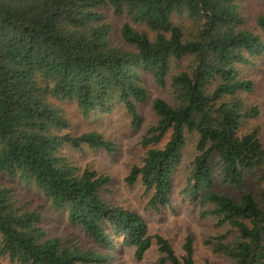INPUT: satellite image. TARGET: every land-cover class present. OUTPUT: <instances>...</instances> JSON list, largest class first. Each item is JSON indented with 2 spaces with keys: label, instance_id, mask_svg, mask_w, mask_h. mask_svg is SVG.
<instances>
[{
  "label": "trees",
  "instance_id": "trees-1",
  "mask_svg": "<svg viewBox=\"0 0 264 264\" xmlns=\"http://www.w3.org/2000/svg\"><path fill=\"white\" fill-rule=\"evenodd\" d=\"M239 2L0 0V171L38 187L100 247L49 237L42 213L0 186L1 257L12 264H111L123 246L142 261L156 239L161 264H195L192 237L179 257L167 239L149 234L142 215L103 197L110 176L81 172L63 154L66 146L117 148L95 131L66 132L70 123L51 98L75 101L86 116L122 103L140 128L139 105L151 99L147 73L171 101L152 100L157 121L142 138L146 153L127 183L140 180L152 192L153 209L169 206L174 171L195 136L197 153L182 193L198 201L201 217L229 227L205 243L232 264H264V142L252 125L261 110L242 95L253 88L242 67L264 55V40L247 27ZM109 13L130 21L117 31ZM257 24L264 33V13ZM215 171L222 184L239 189L246 173L262 172L259 197L244 192L235 199L215 190Z\"/></svg>",
  "mask_w": 264,
  "mask_h": 264
},
{
  "label": "rangeland",
  "instance_id": "rangeland-1",
  "mask_svg": "<svg viewBox=\"0 0 264 264\" xmlns=\"http://www.w3.org/2000/svg\"><path fill=\"white\" fill-rule=\"evenodd\" d=\"M239 4L246 17L247 27L255 30L264 40V33L257 24L258 16L264 13V0H240ZM109 17L117 31L125 22L130 21L127 15L115 16L109 13ZM136 27L143 28L139 25ZM182 64L185 65L186 61ZM142 77L151 99L148 103L139 105V111L143 117V124L140 128L133 127L132 118L122 103H116L111 113L96 109L86 116L75 101L51 98V102L61 109L62 114L70 123L66 132L79 135L95 131L113 141L117 148L116 152L109 153L103 149H92L88 146L80 150L66 146L63 154L81 172L91 169L99 174L110 176L112 182L102 190L103 197L116 205L124 206L142 215L148 223L149 234L160 235L167 239L179 257L185 255L184 244L188 237H192L195 264H232L225 257L215 253L211 245L205 243L212 236L225 233L229 227L219 225L218 220L213 216L201 217L198 201L182 193L197 153L195 136L189 138L183 151L182 162L174 171L175 188L169 206L153 209L149 204L152 192H146L140 180L134 185L126 181L132 167L140 164L146 153V149L141 145L142 138L146 135L148 128L157 121V116L151 106L152 100L161 97L171 101L169 92L160 88L150 74L142 73ZM242 78L253 82L252 90L242 95L248 104L257 105L261 110L260 115L252 121V125L259 126L261 140L264 142V55L255 58L253 65L242 67ZM214 164L217 166V158ZM218 173L219 171H215V190L235 199L244 192H251L259 197L262 172L246 173L245 184L240 189L222 184ZM0 186L11 188L19 200L18 203L42 213V226L49 237H59L69 245H78L83 249L100 250V247L85 234L83 229L72 225L67 214L57 211L52 202L34 184L26 183L0 171ZM113 255L115 260L111 264H161V253L156 239L153 240L152 248L142 261L136 260L134 248L122 246L114 250ZM0 260L4 264H12L9 259L1 256Z\"/></svg>",
  "mask_w": 264,
  "mask_h": 264
}]
</instances>
